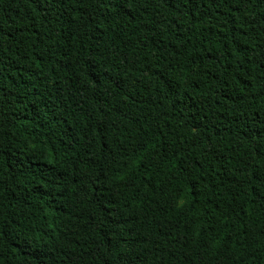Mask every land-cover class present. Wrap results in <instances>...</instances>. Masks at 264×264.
<instances>
[{
    "label": "trees",
    "instance_id": "1",
    "mask_svg": "<svg viewBox=\"0 0 264 264\" xmlns=\"http://www.w3.org/2000/svg\"><path fill=\"white\" fill-rule=\"evenodd\" d=\"M0 264H264V0H0Z\"/></svg>",
    "mask_w": 264,
    "mask_h": 264
}]
</instances>
